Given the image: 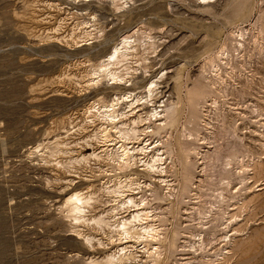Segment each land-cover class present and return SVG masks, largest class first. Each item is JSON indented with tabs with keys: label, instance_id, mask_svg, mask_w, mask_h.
Returning <instances> with one entry per match:
<instances>
[{
	"label": "rangeland",
	"instance_id": "1",
	"mask_svg": "<svg viewBox=\"0 0 264 264\" xmlns=\"http://www.w3.org/2000/svg\"><path fill=\"white\" fill-rule=\"evenodd\" d=\"M68 2L0 0V264H91L89 259L102 260L105 252H109L110 248L115 249L116 246L107 244L106 237L96 232L92 225L77 226L81 233L95 237L92 247L71 234L70 219L61 205L66 195L74 189L87 184L99 187L98 182L105 179L99 173L106 171L116 174L107 165L104 156L98 162L89 159L90 165L79 166L73 160L80 153L88 154L98 147V142L86 140L95 129L86 122L90 118L85 108L93 100L106 104L126 91L144 95V85L153 79L158 84L154 104L168 103L170 100L177 103V118L172 127L152 133L148 141L166 140L171 144L172 178L178 183L182 180L181 148L186 141L187 128L193 126L190 122L191 104L187 97L191 87L195 83L203 84L206 93L215 92L216 99H220L219 107L211 106L208 110L210 128L208 131L200 129L202 137L206 139L204 141L216 138L217 142L214 141L221 146L217 147L216 154H209L212 158L219 155L218 165L209 155L208 159L205 158L210 166H207L206 174L211 172L206 176H214L205 177L203 181L208 183L203 191L205 205L216 200L213 189L218 186L222 172L220 163L228 152L227 148L234 145L237 138H243L256 150L255 154L261 153L256 154L261 157V163L256 165L259 181L255 185L260 182L263 186H259L263 188L253 194L247 193V199L252 197L240 210L242 213L239 212L241 224L237 222L238 225L233 226L239 230L235 233L239 236L233 234L232 256L226 264H247V258L252 259L247 261L248 264H264V150L252 146L250 141L252 130L257 129L254 121L259 119L250 113L251 108L254 105L263 106L264 99V35L258 31L264 27V0H210L208 4H201V0H129L121 9L114 8L109 0H93L84 6L83 12L86 13L81 15H77L73 8L76 2ZM84 21L93 24L88 35L84 32L88 30ZM243 27L249 31L244 42L246 51L238 53L233 49L237 45V38L232 32ZM129 33H133L137 42L153 41V45L137 43L134 56L129 59L130 72L124 75L131 84L115 87L106 78L94 84L91 79L97 75L92 73L95 68L98 69L100 60L123 34ZM71 37L78 41L88 39L89 43H74ZM220 50H224L225 60L217 58ZM210 59L219 62L220 73L225 78L223 81H218L219 78L212 76L211 72L208 76ZM120 105L123 107L124 103ZM217 114H225L226 126L237 123L235 132L230 130L232 127H225L228 131H222L220 119L223 115L218 119ZM66 129L69 130L67 133ZM78 171L81 172L79 179ZM91 174L94 180H85ZM114 175L110 177L114 178ZM69 179H73L75 184L66 186ZM209 181L213 183L212 186ZM255 185L254 190L257 188ZM145 193L153 214L159 219L155 223L165 227L163 235L166 237L160 243L163 254L156 264H183L189 260L192 264H216L212 253L220 246L219 241H212L208 260H203L201 252L197 253L199 255L189 253L186 245L188 239L192 238L178 236L175 246L170 245L176 226L195 231L200 225L195 218V209L194 214H186L187 211H194L189 208L191 200L187 197L186 205L178 203V192H175L158 202L150 190ZM98 194L100 201L107 200L101 191ZM179 208L183 209L184 214ZM100 209L101 206H98L93 212L97 213ZM97 238L104 247H98ZM237 244L240 246H235ZM140 257L142 262L146 260L144 254Z\"/></svg>",
	"mask_w": 264,
	"mask_h": 264
},
{
	"label": "bare ground",
	"instance_id": "2",
	"mask_svg": "<svg viewBox=\"0 0 264 264\" xmlns=\"http://www.w3.org/2000/svg\"><path fill=\"white\" fill-rule=\"evenodd\" d=\"M71 1H73V3L76 2L77 5L73 8H75V12L77 13V15H81L82 13H86L83 12L84 6H88L93 0ZM109 1L111 2V5L114 6V8L121 9L126 6L129 0ZM200 3L208 4L210 3V0H201ZM93 17L94 16H92V18ZM83 23L84 26L88 28V30H84V32L88 35L90 32L89 28L93 26V24L89 21H84ZM258 31H260L264 35V27H261ZM248 32L249 31H247V28L244 27L237 28L232 32L235 36L234 38H237V45L234 44L235 47L233 49L238 53L240 51V53L246 51L244 42L248 38ZM260 32H257V34H261ZM132 34L133 33L123 34L116 42L117 44L113 46V48L110 49V51L105 54V56H103V58L100 60L99 65H97L98 69L95 68L96 70L94 69V72H91L93 75H97L95 77L91 76L93 78H97L96 81H93V78L91 79L94 84H97V82L102 78H106L107 80L109 79V81L111 80V85H115V87H120V85H124L127 87V85L131 84L128 78L125 79L124 75L129 74L130 72L129 59L134 56L133 52L137 48V43H147L149 45H153V41L137 42L138 40L133 37ZM57 38L58 37H56V39ZM71 39V41H73L74 43H78L79 41L89 43L88 39H79V41L73 40V37H71ZM223 51L224 50H220V52H218L217 58L219 60L222 58L224 59ZM217 62L218 61H215V59H210L207 73L209 76V73L211 72L212 76L219 78L218 81H223L225 78L223 77V74L220 73L221 67L219 68L220 64L219 62ZM217 78H215L214 80H216ZM92 82L90 84H92ZM212 85L214 86V84ZM157 88V80L153 79L150 80L146 85H144V95L140 96L133 91H126L124 93H121L120 96H115L113 99H111V101L109 100L110 102L106 104H100L98 101L93 100L85 108V112L89 114L88 117L90 118L89 121H85L88 122L89 125L93 127V129H95V132H93V134L90 135L89 138H86V140L89 139L91 141L94 140L98 142V147L95 149L94 146V149L88 154L80 153L78 157L74 158L73 160L80 166L81 164L86 165L87 163H89V159H93V161L95 160V162L97 160L98 162L101 156H104L103 159L107 162V165L109 164L110 167H112L113 172L115 171L116 174H109L106 171H103V174H98L105 177V179H102V181L98 182L97 185L99 187L96 188L93 184H87L85 185V187L74 189L66 195L61 207L65 209L66 217L70 219V223L72 225L71 234L76 235L78 238H81L85 244L92 247V241L95 239V237L91 236L90 234L81 233L80 228L77 227L82 224L92 225L93 229L96 232H101V234L106 237L108 241L107 244L116 246L115 249L112 250H110L111 248L109 247V252H105L102 260H97L94 258L89 259V262L91 264H156L160 255L163 254H161L162 247L160 246V243L162 239L166 237L163 235L165 234V227L162 228L160 227L159 223H155V221L159 219L158 217L156 218V216L153 214V211L151 209L152 206L149 203L150 201H148L149 199H147V193L145 192L150 190L151 195H153L154 198L158 200V202L163 201L166 199V197L174 195L175 192H178L176 194L178 203L185 204L188 201H186V199L188 198L189 200H191L190 203L192 205L189 208L191 210L195 209L196 212L195 210L192 212H185L186 214H194L193 212L197 213V217L195 218L198 219V223L200 225L195 231L187 229L188 227L186 228L181 226L179 228L178 226H176L173 230L174 237L172 238L170 245L175 246V242L178 236L192 238V240L188 239L186 245V248L188 246L187 250L190 251L189 253H194V255L203 253V260H208V255L210 254L209 250L211 248L210 246L213 245L212 241H219L218 243H220V246L217 247V250L215 249L216 251L214 250V252L212 253V255L214 256L213 259L216 260V264H226V262L228 261L227 259L232 256V246L235 242V237H233V234L239 231L237 229L235 230V227H233L235 224H237V222H239V212L246 207V204L248 202H250L252 196L247 199V196H249L248 194H253L255 191L263 188L259 186H263L260 182L259 184L255 185V183L259 181V179L257 178L258 176L255 172L256 165L258 163H261V157L259 158L256 154H259L260 152H256L255 154L254 151L256 150L252 149L253 147L246 144L243 141V138H237V136L234 135L237 138L235 144H231V146L227 148L228 152H226V155L222 158V162H219L221 164V166H219L222 167V172L219 176L220 179L217 177L219 179V182L217 181L218 186H215L216 188L213 189L216 193V195H214L216 197V200L212 204L208 203L209 205H205V201L203 200V196L205 195L203 193L205 192L203 191L206 190V187L204 186L207 182L204 183V178L208 177L206 175H209L211 173L209 171L210 173L206 174L207 166H210L205 158H207L209 154H216L218 152L217 147L221 146H218V143L216 144V138H212L211 141L207 139L208 142L204 141L206 139L202 137L200 129L204 131L210 128L208 127V125L211 123L209 122L211 121L208 113L210 111L209 109L211 106L213 108V106L219 104L218 100L220 99H216L214 91L213 94L206 93L203 84L200 83L193 84V86L191 87V92L190 90L188 91L190 93L187 97L191 104L192 110L190 115V122L193 123V126L187 128L188 132L185 139L186 141L184 143V146L181 148L182 159L180 161L182 165V180L178 183L175 182L172 178L173 173L171 168L173 165V151L169 147V145L171 144H168V141L166 140L148 141L149 136L152 133H157L160 130L172 127L176 123L177 118V103H174L170 100L168 103H160L159 105L154 104V99L158 94ZM207 89H209V87ZM208 97H210L211 99H209ZM217 97L221 96L218 95ZM121 103H124L123 107H121ZM207 103L210 104L209 107L207 106ZM158 106L160 107V109H158ZM217 106L219 107V105ZM250 108L251 107L249 106V109ZM215 109L216 107H214L213 111H215ZM234 113H236V111ZM250 113H253L254 117L259 118L258 120L256 119L254 121L255 123H257V125L255 124L257 126V129L252 130V138H250V141L252 142V146L260 150H264V121L259 122L260 120H264V118L262 117V115H264V99L263 106L254 105L251 108ZM218 114L216 116L217 118L223 115L220 114V116H218ZM237 114L238 117H241L239 116V113H236V115ZM224 115L220 119L222 121V131H228L224 129L225 127H228L227 129L232 127V129L230 130L232 132H235V124L237 123H233L234 125H230L231 123H229L228 126H226ZM249 123L251 122L249 121ZM218 125H220V123ZM68 131L69 130L67 129L65 130L66 133ZM214 139L216 142L214 141ZM89 144L90 143H87L88 146ZM226 145L229 146L228 144ZM89 147H92V144ZM218 156L219 155L217 154L216 157L213 156L214 158H212V156H210L211 158H209L211 160L213 159L214 164L217 163L218 165ZM192 157H197L201 161H197L196 159L193 160ZM262 158H264V156ZM211 165H213V163H211ZM90 169L93 168L91 167ZM220 169L218 171H220ZM80 173L78 171V179L80 178ZM198 173L199 175H197ZM110 175H114V178L110 177ZM137 176L145 177V179H140V177ZM210 176L214 177L213 175ZM210 176L208 178H210ZM89 177V179L86 178L85 180H94L92 174ZM66 182V186H72V184H75V181L73 179L66 180ZM66 182L64 183L66 184ZM210 184L212 186L213 183ZM237 185H239V187H236ZM254 185L255 187H257L255 190L253 188ZM157 190H159L160 192L158 193ZM100 191L104 196L107 197V200L105 202L99 200L100 195L98 194V192L100 193ZM102 202L104 203L103 205ZM98 206H101V209L97 213H94L93 211L97 209ZM107 206L109 207L108 209L105 208ZM177 207H179V205H177ZM181 210L183 209L179 208V211L184 214V212H182ZM231 231L234 232L231 233ZM237 234L235 235L239 236ZM208 235H211L212 237L208 238ZM189 240H191L192 242ZM95 241L97 242L98 247H104L103 242L100 241L99 238H97ZM235 246H240V244H237ZM175 252H177V249ZM180 252L181 251H179V254ZM240 253L243 254V251H241ZM245 253L247 254V251ZM141 254H144L146 256V260H143V262L140 257ZM252 256L255 257L257 255ZM251 260L252 259L248 260L247 258L245 259V263L248 264V262H250ZM212 262L214 261L212 260ZM190 263L191 260L186 261L183 264ZM239 264L244 263L241 262Z\"/></svg>",
	"mask_w": 264,
	"mask_h": 264
}]
</instances>
